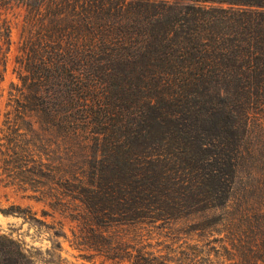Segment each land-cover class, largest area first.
<instances>
[{
	"label": "trees",
	"instance_id": "16d2710c",
	"mask_svg": "<svg viewBox=\"0 0 264 264\" xmlns=\"http://www.w3.org/2000/svg\"><path fill=\"white\" fill-rule=\"evenodd\" d=\"M13 5L0 161L22 176L50 164L89 238L198 218L244 264H264V0H0L3 70ZM122 244L86 249L109 264L163 256ZM0 264L36 263L0 234Z\"/></svg>",
	"mask_w": 264,
	"mask_h": 264
},
{
	"label": "rangeland",
	"instance_id": "374dc122",
	"mask_svg": "<svg viewBox=\"0 0 264 264\" xmlns=\"http://www.w3.org/2000/svg\"><path fill=\"white\" fill-rule=\"evenodd\" d=\"M11 8L5 14L11 30L4 70L0 64V130L9 85L16 81L15 58L23 16L20 7L13 5ZM51 152L52 146L41 149L43 156ZM58 155L62 157L61 147ZM15 167L12 163L0 161V234L16 240L36 264H109L117 258L113 259L108 252L105 256L89 255L86 247L98 243L114 246L119 241L129 250L141 249L142 253L153 251L156 255H163L157 260L159 264H244L243 258L234 254L235 245L222 242L221 237L226 232L213 233L209 228L196 230L198 218L170 223L144 220L110 227L94 226L90 238L84 236L87 227L75 218L74 212L63 206L67 200L64 182L58 174L52 177L48 170L50 164L35 168L40 171V176H22L21 170ZM57 169L61 174V158ZM228 211L232 216L234 208ZM210 214L212 212L207 215ZM147 257L152 258L151 255ZM117 264L129 263L120 260Z\"/></svg>",
	"mask_w": 264,
	"mask_h": 264
}]
</instances>
